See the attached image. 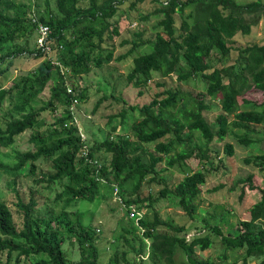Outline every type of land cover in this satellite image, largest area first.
Returning <instances> with one entry per match:
<instances>
[{
    "label": "trees",
    "instance_id": "trees-1",
    "mask_svg": "<svg viewBox=\"0 0 264 264\" xmlns=\"http://www.w3.org/2000/svg\"><path fill=\"white\" fill-rule=\"evenodd\" d=\"M53 1L54 10L45 11L39 0H0V79L6 71L2 66L11 65L17 57H29L37 64L34 69L21 72L9 89L3 88L0 82V125L4 126H0V148L11 147L26 132L30 133L28 144L32 146L17 152L11 166L0 163V170L13 178L9 183L11 191L18 198L15 179L26 167L27 176H33L37 163L43 161L50 164L51 171L39 173L41 178L34 179V183L58 185L61 190L53 201H62L64 208L79 201L93 203L102 197V189H108L112 196V186L116 185L126 206L140 210L141 204L152 207L154 202L172 195L185 214L193 218L208 172H192L172 188L167 186L161 173L187 160L217 168L220 159L211 145L224 141L230 126L245 131L237 138L240 145L248 147L260 141L250 139L248 133L253 132L251 126L264 122V114L237 111L239 99L242 106L254 107L248 99L251 91L264 96V44L236 50L237 57L230 61L228 72L224 71L233 51L227 41L237 34L249 35L251 28L264 18V4L260 0L247 4H238L235 0H152L157 5L154 14L161 17L159 30L151 51L135 59L126 74L127 83L141 89L154 75L159 79L175 76L177 83L199 77L206 85L205 90L202 93L183 90L178 85L159 91L148 104L137 108L138 116L130 128L131 140L113 127L102 141H94L89 136L82 140L74 123L75 116L70 110L72 100L84 103L87 90L75 87L71 79L124 60L139 44L122 41V45L131 44V48L126 54L114 57L113 42L120 36V26L112 19L124 0ZM144 1L136 0L137 3ZM197 4L209 6L208 17L193 22L191 15H185V9ZM43 6H49L48 0H44ZM134 6L132 3L131 7ZM31 13L52 31L49 56L36 49L35 40L33 47L28 46V39L36 34L30 22ZM53 59L60 66L52 63ZM212 60L216 61L214 65ZM66 82L72 87L71 95L66 92ZM156 87L164 88V85L156 83ZM45 90L49 95L46 100L41 97ZM106 99L109 98L98 99L93 114ZM110 99L121 102L113 95ZM207 100L218 102L222 110L212 125L203 115L211 108L205 103ZM46 113L51 116V123L44 121ZM126 113L127 110L121 109L117 117L124 120ZM229 115H233V122H229ZM112 118L109 117V123ZM223 152L233 156L232 145L226 144ZM213 155L216 156L211 159ZM243 162L264 169V154L245 158ZM162 163L165 168L158 170L157 166ZM251 180L249 175L237 183L243 185ZM144 184L161 188L154 197H143L140 192ZM249 189L256 187L250 184ZM14 206L16 209L12 211L6 202L0 201V255H6L4 264L11 261L14 264H99L98 236L91 225H83L76 215L67 212L42 216L33 198L27 203L18 198ZM140 225L150 241L151 264H174L178 251L185 256L187 264H223L196 255L197 251L212 247L210 233L187 239L185 227L173 226L157 216L152 221L144 218ZM209 231L219 237L225 251L243 250L242 264H247L248 259L264 264V189L260 200L249 210L248 219L239 222L232 232L224 235L218 227H211ZM122 239L129 246L128 240ZM67 241L77 248L76 261L69 260L63 250ZM139 243L138 249L130 246L128 251H115L113 264H142L138 259L144 252L143 240ZM129 253L133 254L132 259L128 258Z\"/></svg>",
    "mask_w": 264,
    "mask_h": 264
},
{
    "label": "rangeland",
    "instance_id": "rangeland-1",
    "mask_svg": "<svg viewBox=\"0 0 264 264\" xmlns=\"http://www.w3.org/2000/svg\"><path fill=\"white\" fill-rule=\"evenodd\" d=\"M20 1L25 2V0ZM160 1L165 2L167 0ZM235 1L238 4H247L255 0ZM260 1L264 4V0ZM43 2L44 0H39V4L42 5L41 8L43 10H54L53 0H48L49 6L47 8L43 6ZM132 3H135L134 7H131ZM156 6L152 0H145L142 3H137L136 0H124L119 6L117 15L112 19V22H117L120 26V36L113 42L114 57L126 54L130 50L131 44L122 45V41H134L139 44L138 47L132 50L129 56L122 61L111 62L100 70L94 69L81 78L71 79L75 87L87 90L86 101L84 103L78 102L74 108V116L84 138L89 136L90 140L102 141L109 134L110 129L115 127L117 133L126 134L129 136L127 140H131L133 137L130 133V128L138 116L137 108L148 104L153 99L155 93L164 89H172L178 85L183 90L204 92L206 85L199 77L189 79L183 83H177L175 76L159 79L154 75L147 86L141 89H135L127 83L126 74L134 66L135 59L143 53L151 51L155 34L159 30L157 25L161 17L154 14ZM208 12L209 6L205 4H197L185 9V15H191V21L193 22L207 19ZM48 13L47 16L50 15L49 11ZM146 17L147 19L145 20ZM177 20H179L178 17ZM138 35H140V38ZM34 40L35 34L28 39L29 47L34 46ZM227 43L233 48V51L231 52L229 62L226 63L224 73L228 72L227 68L231 64L230 61H233L237 57L238 51L236 50L253 44H264V18L251 28L249 35L237 34L233 39L228 40ZM11 62V65L4 64L2 66L6 71L2 75L0 82L5 89H9L12 86L13 80L21 72L32 70L37 66L36 62L26 56L17 57ZM215 63V60L211 61L212 65ZM156 83L163 84L164 88L157 89ZM248 94H251L248 95V99L255 104L254 107L242 106L241 99H239L240 105L237 113L253 110L256 113L264 114V96L254 91ZM111 95L121 102L112 101L110 99ZM48 96V91L45 90L41 97L46 100ZM102 97L109 99H106L93 114L92 109L95 103ZM205 103L209 104L211 108L204 112L203 115L207 122L212 125L216 117L222 113V110L220 104L216 101L207 100ZM132 107H136L135 111L131 110ZM121 109L127 110L124 120L117 117ZM109 117H113L111 123H109ZM228 120L229 122H233V115H229ZM44 121L51 123V116L46 113ZM0 126L4 128L3 125ZM251 127L253 132L248 133V137L260 140L254 145L248 147L240 145L237 138L245 134V131L233 126H230L229 133L224 141L212 143L211 147L215 150L218 159H220V165L217 168H209L207 164L202 166L196 160H187L184 163L182 162L181 165L174 166L161 173L167 186L172 188L192 172L199 170L208 172L207 183L201 188V193L196 201L197 209L193 218H189L185 214L179 207L178 199L172 195L154 202L152 207H148L147 204H141L142 207L140 209L147 221H152L157 216L173 226H183L188 230L187 239H190L194 235L199 236L210 233L213 245L210 249L203 252H196L197 257L200 259L221 262L223 264H242L243 262L244 251L238 249L225 251L219 237L215 233L210 232L209 228L218 227L224 235L232 232L239 222L248 219L249 210L260 200L261 191L264 189V169L246 165L243 160L264 154V122ZM29 135L30 133L26 132L18 137L11 147L7 149L0 148V163L11 166L15 162L14 156L17 152H24L30 149L32 146L28 144ZM226 144H231L233 147L234 154L231 157L226 156L223 152V147ZM215 156L213 155L211 159ZM164 168V163L157 166L158 170ZM25 170L20 177L15 179V190L17 191L18 198L24 203L29 202L33 198L38 203L37 211L42 216H47L50 212H53L55 216H58L62 212H67L68 214L76 215L83 225H91L96 230L98 236L99 264H113L115 251L119 253L125 252L129 250L130 246L138 249L140 246L139 242L142 239L136 228L133 227L134 225L128 218V215L122 210L118 202L115 201L113 190L112 196H110L108 189H102V197L93 203L79 201L64 208L62 201L56 203L53 201L56 193H59L61 190L58 185L52 184L51 186H47V184L43 183L40 185L34 183V179L41 178L39 173L51 171L49 163L39 161L33 176H27V167ZM249 175H252L251 182H246L243 185L237 183ZM11 181H13L12 176L0 170V201L6 202L12 211H15L14 204L18 198L15 197V194L9 187ZM250 184L254 185L256 189L250 190ZM160 188L161 186L155 184H150L149 186L144 184L140 193L143 197L149 195L154 197ZM205 227L207 228L203 230ZM122 237L128 240L129 246L123 243ZM63 250L69 260L76 261L78 259L75 245H71L67 241L63 245ZM224 257H226V260L222 261ZM5 258V254L0 255V264L5 263ZM128 258L132 259L133 254L129 253ZM258 262L259 260L255 259L247 260V264H257ZM10 264H14V262L11 261ZM136 264L139 263L136 262ZM142 264H151L149 257ZM174 264H187L185 256L180 251L174 257Z\"/></svg>",
    "mask_w": 264,
    "mask_h": 264
},
{
    "label": "built area",
    "instance_id": "built-area-1",
    "mask_svg": "<svg viewBox=\"0 0 264 264\" xmlns=\"http://www.w3.org/2000/svg\"><path fill=\"white\" fill-rule=\"evenodd\" d=\"M30 22L32 25L35 26L36 49L42 51L44 54L49 56L52 53V45H53L52 44V37H51L52 31H51L50 27L47 24L40 22L34 13H31ZM52 63H54L57 66H60L54 59H53ZM60 72L62 74L64 72L62 67H60ZM66 83H67L66 84V92L71 95L73 93L72 87L68 82H66ZM76 105H77V100L73 99L72 100V106L70 107L72 115H74V108ZM74 123L78 127L79 124L77 123L76 118L74 119ZM78 131H79V134H80L82 140H85V138L83 137V134L81 132L80 127H78ZM84 154H85V152H84ZM112 188H113V196L115 198V201L118 202V204L121 206L122 210L125 211V213L128 215V218L133 223V225L136 228L139 236L143 240V243L145 245V249H144V252L140 255V257L138 259V261L143 262V261L148 259L149 254H150V241H148V239L145 237V235H144L145 229L140 225V221L143 220V218H144L143 213H142L141 209L139 210L135 206H126L118 194L117 186L113 185Z\"/></svg>",
    "mask_w": 264,
    "mask_h": 264
}]
</instances>
